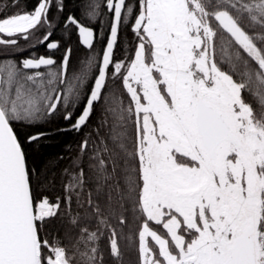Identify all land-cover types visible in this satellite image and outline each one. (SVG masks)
<instances>
[{"label": "snow or ice", "instance_id": "6c2138e0", "mask_svg": "<svg viewBox=\"0 0 264 264\" xmlns=\"http://www.w3.org/2000/svg\"><path fill=\"white\" fill-rule=\"evenodd\" d=\"M52 3L0 15V45L49 51L0 60V264H104L102 240L113 264L134 240L139 264H264V0H104L99 61L94 29L66 18L92 52L76 65L71 48L54 57ZM82 9L100 15L97 0ZM124 29L133 50L116 60ZM54 115L77 132L97 121L51 202L34 195L25 151L45 133L21 140L16 125ZM58 217L75 235H54Z\"/></svg>", "mask_w": 264, "mask_h": 264}, {"label": "trees", "instance_id": "16d2710c", "mask_svg": "<svg viewBox=\"0 0 264 264\" xmlns=\"http://www.w3.org/2000/svg\"><path fill=\"white\" fill-rule=\"evenodd\" d=\"M38 0H0V15L14 14L16 12L31 11L36 6ZM65 10H75L82 5V0H65ZM57 7V0H53L52 7ZM43 36L44 31L40 32ZM26 43L29 41H25ZM134 37L131 31L124 29L121 31L122 53L120 59L125 58L126 51L131 53L133 50ZM15 48L6 47L0 45V60L13 59L17 62L20 59L25 58V55L15 56ZM71 60L75 54L81 53L78 50V46L73 45L71 47ZM84 52V50H83ZM110 85L112 82H109ZM113 87L119 86V81L112 85ZM74 119V118H73ZM65 120L62 115H54L34 126H22L16 125V131L19 134L21 140H24L27 136L37 133H45L38 141L32 143H25V151L27 163L30 169L35 170L32 175V186L34 195L37 197L47 196L51 202H55L58 197L63 199L64 184L67 183V176L65 170H72L73 162L81 156L80 145L86 133L92 131L96 125L97 117H93L88 128L82 131H75L71 125L74 120ZM91 148L89 149V152ZM84 166L87 167V155L83 157ZM91 190L90 187L84 189L81 194L82 202L87 200V194ZM88 208L87 203H84L83 208H77L75 205V195L73 196L72 211L73 214L79 212L84 214ZM64 206L62 204L61 212H63ZM56 229L54 235L63 238L65 233L75 235V231L70 224L67 223V217H64L63 223L61 219L53 218L50 222ZM138 224L129 217V223L124 228V234L127 236L131 231L133 234L136 231ZM126 242H121V248L124 253L123 264H139L138 252L136 251V245L138 242L134 240L131 248H125ZM101 248L104 253V264H113V259L110 256V249L105 240L101 241Z\"/></svg>", "mask_w": 264, "mask_h": 264}, {"label": "flooded vegetation", "instance_id": "af4514ba", "mask_svg": "<svg viewBox=\"0 0 264 264\" xmlns=\"http://www.w3.org/2000/svg\"><path fill=\"white\" fill-rule=\"evenodd\" d=\"M86 2V0H82V4ZM97 2L100 4V15L92 21H86L83 19L82 16V5L80 8H78L77 11L75 10H65V0H62L63 3V11H58L57 7L53 6L50 8L49 11V19L53 22L55 25L54 29V39L59 40L61 47L54 52V57L59 60L61 59L62 55L65 52L66 48H71L73 45L78 46V50L81 52L79 54H75V56L72 58L70 57L72 65H76L78 61L84 59L85 57L92 54V52L80 44L79 37L77 34V31L75 29V26L68 24L67 27H65L66 18L70 15L75 16L78 19H81L82 22H84L87 26H90L94 29L96 33V37L94 40V52L97 55V60L99 61L102 56V51L106 46V41L109 36V23H110V13L107 12V9L104 4V0H97ZM45 31L44 29H41L39 32L36 33V36L42 37L40 32ZM121 42V33L119 35L118 43L114 50V59L121 60L120 54L122 53V46L120 45ZM20 47L15 48V53L13 55L15 56H21L25 55V58H29L31 55H36L37 57L39 55H48L49 51L44 45H36L35 47H32L31 45L35 44V40L25 42L24 40H20ZM84 50V52H83ZM23 58V59H25ZM23 59H20L22 61ZM43 70V69H41ZM75 122V118L73 119Z\"/></svg>", "mask_w": 264, "mask_h": 264}, {"label": "water", "instance_id": "95a60500", "mask_svg": "<svg viewBox=\"0 0 264 264\" xmlns=\"http://www.w3.org/2000/svg\"><path fill=\"white\" fill-rule=\"evenodd\" d=\"M85 47V46H84ZM115 50V49H114Z\"/></svg>", "mask_w": 264, "mask_h": 264}]
</instances>
